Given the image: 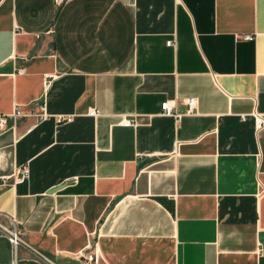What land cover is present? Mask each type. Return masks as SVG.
<instances>
[{"label":"crops","instance_id":"0c3cea01","mask_svg":"<svg viewBox=\"0 0 264 264\" xmlns=\"http://www.w3.org/2000/svg\"><path fill=\"white\" fill-rule=\"evenodd\" d=\"M255 113L264 0H0V220L22 232L19 264L95 248L100 264H264Z\"/></svg>","mask_w":264,"mask_h":264},{"label":"built area","instance_id":"2783aa9c","mask_svg":"<svg viewBox=\"0 0 264 264\" xmlns=\"http://www.w3.org/2000/svg\"><path fill=\"white\" fill-rule=\"evenodd\" d=\"M245 39H251V35H245ZM185 103L188 105L189 111L194 108L196 103L195 97H188L184 99ZM176 105V101L174 99H167L161 102L160 110L163 114H174V108ZM91 116L96 115V111L91 109L88 113ZM255 121L257 124V128L264 125V117L255 113ZM71 116H59L57 117L58 122L62 121H71ZM5 120L3 118L0 119V125H4ZM124 125L129 126L132 125L130 121H125ZM28 176V169L23 167L20 169L19 174L15 177V182H21ZM0 235H4L9 240L12 246V261L10 264H19V247L23 244L22 232L16 226L15 219L13 217H9L7 222H3L0 220ZM80 264H100L101 257L98 253L97 248L94 251L89 253L79 252L78 254Z\"/></svg>","mask_w":264,"mask_h":264},{"label":"water","instance_id":"95a60500","mask_svg":"<svg viewBox=\"0 0 264 264\" xmlns=\"http://www.w3.org/2000/svg\"><path fill=\"white\" fill-rule=\"evenodd\" d=\"M61 187H62V185H57L56 187L51 188L48 192L49 193L54 192V191L60 189Z\"/></svg>","mask_w":264,"mask_h":264}]
</instances>
